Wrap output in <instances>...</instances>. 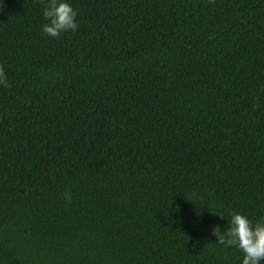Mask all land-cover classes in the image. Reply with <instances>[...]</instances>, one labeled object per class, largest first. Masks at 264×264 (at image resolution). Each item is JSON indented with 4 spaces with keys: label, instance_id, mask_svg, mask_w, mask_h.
Instances as JSON below:
<instances>
[{
    "label": "trees",
    "instance_id": "obj_1",
    "mask_svg": "<svg viewBox=\"0 0 264 264\" xmlns=\"http://www.w3.org/2000/svg\"><path fill=\"white\" fill-rule=\"evenodd\" d=\"M0 0V264H243L264 221V0ZM217 236L214 235V229Z\"/></svg>",
    "mask_w": 264,
    "mask_h": 264
},
{
    "label": "clouds",
    "instance_id": "obj_2",
    "mask_svg": "<svg viewBox=\"0 0 264 264\" xmlns=\"http://www.w3.org/2000/svg\"><path fill=\"white\" fill-rule=\"evenodd\" d=\"M43 17L47 23L43 25L42 30L52 38H59L62 33H75L79 30L78 12L69 0H47ZM0 87H10L3 65H0ZM218 229H214L215 236ZM223 233L225 235L218 237L220 243H226L243 251V264H264V221L253 224L247 216L233 213L229 228Z\"/></svg>",
    "mask_w": 264,
    "mask_h": 264
}]
</instances>
